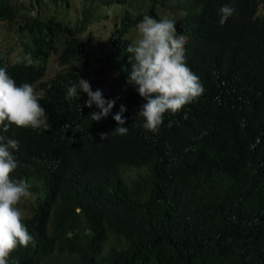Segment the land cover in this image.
Masks as SVG:
<instances>
[{
    "label": "trees",
    "instance_id": "16d2710c",
    "mask_svg": "<svg viewBox=\"0 0 264 264\" xmlns=\"http://www.w3.org/2000/svg\"><path fill=\"white\" fill-rule=\"evenodd\" d=\"M134 1L135 16L127 0H87L83 18L68 23L57 7L69 0H51L56 9L50 2L43 13L0 0V21L21 48L15 57L0 45V67L41 93L48 117L47 127L7 133L20 142L12 175L30 185L17 207L35 239L11 256L19 264H264V0ZM223 3L237 11L221 25ZM115 4L123 19L102 39L94 26ZM145 14L177 22L205 89L165 114L156 133L136 119L146 101L129 83L126 52ZM52 55L66 69L46 80ZM78 77L115 100L107 117L92 120L99 109L84 104L86 94L66 95ZM121 105L129 131L111 137Z\"/></svg>",
    "mask_w": 264,
    "mask_h": 264
},
{
    "label": "clouds",
    "instance_id": "9594fccd",
    "mask_svg": "<svg viewBox=\"0 0 264 264\" xmlns=\"http://www.w3.org/2000/svg\"><path fill=\"white\" fill-rule=\"evenodd\" d=\"M236 11L232 3L221 4L219 23L224 25ZM176 25L175 20H158L145 14L136 25L139 39L126 48V52L132 54L129 57L132 64L129 83L137 86L136 91L146 101L136 119L142 118V128L152 133L159 131L165 114L181 112L205 92L199 76L187 63V42L184 35L178 33ZM23 60L26 65L33 63L30 54ZM82 94L87 95L86 106L95 105L99 109L90 114L92 120L107 117L115 105L114 99H105L101 89L94 91L89 80L78 77L77 83L67 88L66 95L81 100ZM42 99L30 83H17L6 68L0 67V264H19V260L11 256L12 252L18 247L35 245L17 207L31 196L30 185L25 179L12 175L19 167L16 153L20 142L7 133L12 126L34 130L47 127L48 117L40 103ZM126 110L121 105L114 114L117 126L111 137L128 133ZM108 135L103 133L102 138Z\"/></svg>",
    "mask_w": 264,
    "mask_h": 264
},
{
    "label": "rangeland",
    "instance_id": "374dc122",
    "mask_svg": "<svg viewBox=\"0 0 264 264\" xmlns=\"http://www.w3.org/2000/svg\"><path fill=\"white\" fill-rule=\"evenodd\" d=\"M69 1H70L69 6L66 5L63 6L62 8L57 7V9L58 12L62 14V17L66 22L75 23L83 18V10L85 7V3H87V0H69ZM96 1L103 2L104 0H96ZM16 2H18V4H20L21 2H26L28 5L33 3V5L37 8L38 11L37 13L39 12L43 13L45 12V9H48V7H46V4L50 3L51 0H41L40 1L42 4L41 7L39 6L38 0H16ZM135 2L136 1L134 0H127L125 4L134 16L137 14V10L134 7ZM116 6H117L116 4L113 5L112 8L110 9L111 10L110 12L108 10L109 7L105 8L107 9V13L104 12L103 9L102 15L110 14V17L101 18V20H99V22L94 26L95 30L99 33V35H101L102 39H107L111 33V30L114 28L115 24L117 26L120 25L121 20L123 19L124 11L119 10V8L117 9ZM50 7H51L50 10L52 11L56 9L54 8L53 2L50 3ZM35 12L36 11H34V13ZM83 37L85 40H87L89 37L88 32H86ZM15 41H16V29L13 26H11L8 22L0 21V45L2 46V48H4V50H9V51L11 50L10 51L12 53L11 56L16 57L20 52L21 48L18 46V44L15 43ZM64 69L66 68L60 66V64L57 62V56L52 55L48 59L47 73L45 79L49 80L54 78L58 73L64 71ZM39 95L41 96V93H39ZM46 115H47V111H46ZM126 176L132 177L133 174H127Z\"/></svg>",
    "mask_w": 264,
    "mask_h": 264
}]
</instances>
